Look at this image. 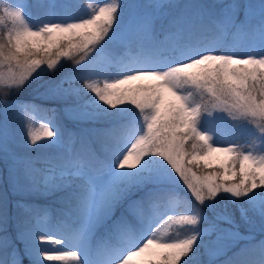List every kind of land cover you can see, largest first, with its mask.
Listing matches in <instances>:
<instances>
[{
	"label": "snow or ice",
	"instance_id": "snow-or-ice-1",
	"mask_svg": "<svg viewBox=\"0 0 264 264\" xmlns=\"http://www.w3.org/2000/svg\"><path fill=\"white\" fill-rule=\"evenodd\" d=\"M41 6L0 0V264H264V0Z\"/></svg>",
	"mask_w": 264,
	"mask_h": 264
},
{
	"label": "trees",
	"instance_id": "trees-1",
	"mask_svg": "<svg viewBox=\"0 0 264 264\" xmlns=\"http://www.w3.org/2000/svg\"><path fill=\"white\" fill-rule=\"evenodd\" d=\"M58 3H60L61 0H57ZM253 1V0H252ZM46 3V1H44ZM84 2L85 0H72L71 3L68 5L69 6V10H66L67 13H71L74 17L79 16L83 13L86 12V8L84 7ZM138 2L140 3H148L149 0H138ZM178 3L183 4L188 2V0H177ZM194 2H207L206 0H194ZM238 3L240 4H245L247 2H249V0H237ZM46 9H44V7L41 6V1L39 0H32L31 1V6H30V11L32 13V15L34 17H42L41 13H44ZM71 67V62H68L65 65V68H70ZM59 76V74H58ZM43 80H48L50 79L49 75H45L43 78ZM67 86V85H65ZM74 86L76 87H81L82 85L80 83H76ZM34 88H35V84H30L28 86H26V88L20 92V93H15V98L17 99H21V100H30V101H34V102H39V99L35 96L34 94ZM47 106V105H46ZM64 123L66 125V127H68L69 129L72 130H78L79 127H82L84 125H77L74 122L70 121L67 119V117H64ZM221 141L224 140V138L218 137ZM232 138H236L238 140L244 141V140H248L249 139V134L247 132H242V130L238 129L235 132H231L230 136L228 139H232ZM37 152L42 153L46 150H36ZM258 192L260 191L259 189L257 190ZM189 195V199H191L190 194ZM40 204L46 205L48 207H50L53 210V217L56 218L58 217V212L57 209H59L61 207V205L58 203L57 198L56 197H49L47 199H41L38 201ZM224 205V201L222 198H220L219 203L215 206L216 207V211H220L222 210ZM229 208L233 211V213L235 214L237 221L239 223H241V232L244 235L248 234V229L246 227L243 226L242 222L239 221V214L238 212H236L235 207L232 205H229ZM209 216L211 218L212 213H209ZM222 227H226V225H221ZM214 236V235H213ZM212 236V237H213ZM212 237H210V239H212ZM257 238H264V234L259 233L258 231H255V239ZM213 240V239H212ZM17 246L19 247L20 245L17 244ZM3 253H0V256H3ZM208 254L204 252L203 249H201V256L199 257V260L203 262V264H206V262L208 261ZM25 264H27V262H25Z\"/></svg>",
	"mask_w": 264,
	"mask_h": 264
},
{
	"label": "rangeland",
	"instance_id": "rangeland-1",
	"mask_svg": "<svg viewBox=\"0 0 264 264\" xmlns=\"http://www.w3.org/2000/svg\"><path fill=\"white\" fill-rule=\"evenodd\" d=\"M31 1L32 0H26V3L27 5L29 6V9H30V6H31ZM72 0H61L60 3H57V12L60 14V15H67V16H70V17H74L71 13H67L66 10H69V4L71 3ZM211 1V0H210ZM18 2H21V0H18ZM252 2H255V0H253ZM208 3H215L217 5H221V4H226V3H230L228 1H225V0H215V1H211V2H208ZM10 100H21V99H17L15 98V92L11 93L8 97ZM23 101V100H21ZM0 108H2V106H0ZM11 115V123H12V126L17 129V132L19 133V130H20V119L17 115H15L14 113L10 114ZM3 119V115L0 114V120ZM208 127H211L213 129L216 130L217 132V136H223L224 139L229 138L230 136V133L231 132H235L236 130H238L237 128H234L233 127V124L231 121H228V120H216V121H210L209 124H208ZM19 153L23 154V148H17L16 149ZM39 154V152H37ZM222 159V157H221ZM215 163H218L219 161H213ZM0 178L6 180L7 179V165L5 163V161L0 158ZM186 194V193H185ZM102 232V230H101ZM212 239L214 240L215 239V236L212 237ZM257 242L261 239H255ZM243 243V242H242ZM18 244V243H17ZM19 247L22 248V245H20ZM228 255H231V253H228ZM209 256V255H208ZM207 256V257H208ZM228 257L227 256H219L215 259L212 260V264H223V262L227 259ZM210 257H208V261L206 262V264H209V261H210ZM25 262H27V260H25Z\"/></svg>",
	"mask_w": 264,
	"mask_h": 264
}]
</instances>
